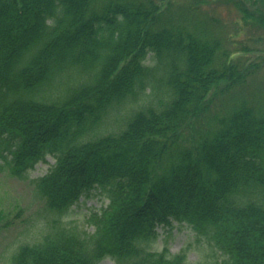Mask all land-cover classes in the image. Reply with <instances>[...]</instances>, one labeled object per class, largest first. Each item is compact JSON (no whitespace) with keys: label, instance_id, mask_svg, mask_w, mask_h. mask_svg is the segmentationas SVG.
I'll list each match as a JSON object with an SVG mask.
<instances>
[{"label":"trees","instance_id":"16d2710c","mask_svg":"<svg viewBox=\"0 0 264 264\" xmlns=\"http://www.w3.org/2000/svg\"><path fill=\"white\" fill-rule=\"evenodd\" d=\"M201 1L0 0V162L23 180L54 158L33 181L49 212L95 189L108 200L91 234L53 221L13 264H187L149 248L173 222L221 264H264V106L241 101L206 129L216 96L254 70L193 17Z\"/></svg>","mask_w":264,"mask_h":264},{"label":"rangeland","instance_id":"374dc122","mask_svg":"<svg viewBox=\"0 0 264 264\" xmlns=\"http://www.w3.org/2000/svg\"><path fill=\"white\" fill-rule=\"evenodd\" d=\"M177 3H172V11H178L184 4L183 0H177ZM193 8L197 10L193 13L196 20L208 15L217 22V38L225 53L233 55L232 63L241 73L254 70L239 85L216 96L208 113L210 126L205 125L208 129L214 127L217 118L231 113L241 101L256 105V109L264 106V0H202ZM241 11L247 14L245 19ZM150 60L147 59L146 64L151 65ZM125 112L122 111L121 115ZM117 128L115 114H112L107 119L104 132L116 131ZM0 163V264H13L17 248L40 242L53 231L50 229L53 221L82 235L94 231L88 221L90 215L108 204L102 190H92L63 213L55 214L46 209L45 200L33 184L53 166L55 160L52 156L48 155L44 162L36 164L23 180L11 176L4 163ZM156 233L157 238L149 248L162 250L167 247L172 255L185 250L187 264H221L224 258L206 239L195 235L185 224L173 222L171 227L158 226ZM97 264L115 263L110 258H104Z\"/></svg>","mask_w":264,"mask_h":264}]
</instances>
